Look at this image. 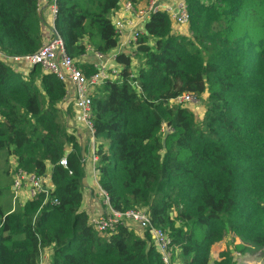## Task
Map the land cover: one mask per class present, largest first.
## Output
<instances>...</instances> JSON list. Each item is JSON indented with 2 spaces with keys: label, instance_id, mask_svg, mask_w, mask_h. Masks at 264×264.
Returning <instances> with one entry per match:
<instances>
[{
  "label": "trees",
  "instance_id": "obj_1",
  "mask_svg": "<svg viewBox=\"0 0 264 264\" xmlns=\"http://www.w3.org/2000/svg\"><path fill=\"white\" fill-rule=\"evenodd\" d=\"M55 4L67 54L94 75L80 59L118 47L121 0ZM188 12L178 34L169 13H152L135 51L116 56L117 79L94 91L99 185L114 211L147 210L177 264H211L226 240L215 264H235L234 253H260L264 264V0H188ZM44 24L38 0H0V152L52 183L48 197L12 208L11 190V209L0 203V264H39L44 250L50 264H164L149 231L121 223L103 236L82 211L83 146L59 117L68 86L41 66L19 74L9 60L43 46ZM183 94L205 107L202 120L176 104Z\"/></svg>",
  "mask_w": 264,
  "mask_h": 264
},
{
  "label": "built area",
  "instance_id": "obj_2",
  "mask_svg": "<svg viewBox=\"0 0 264 264\" xmlns=\"http://www.w3.org/2000/svg\"><path fill=\"white\" fill-rule=\"evenodd\" d=\"M44 0H38V7L41 8V4ZM56 0H52V15L54 21L57 16V6L55 4ZM150 7L146 11L137 12L135 6L130 3L126 6L127 10L132 11L140 21L143 22L142 28L135 30L133 34L132 44L135 47L138 41L139 34L143 30L144 25L150 18L156 3H161L167 0H149ZM175 10H172L170 18L172 20L173 30L177 28L178 33L187 30L190 23V16L188 12V0H176ZM157 10V9H156ZM156 12V11H155ZM167 12V11H165ZM168 13V12H167ZM116 32L120 36L124 24L117 21ZM100 55V54H98ZM101 56V55H100ZM117 56V55H116ZM115 56V57H116ZM12 63L25 62L33 68L34 66H41L47 73L55 75L60 81L70 83L74 89V102L77 106L79 113L81 115L80 121L83 125L88 126L91 133L94 135L92 130V123L90 122L92 116L93 107V94L96 88L100 87L105 80H112L118 77L120 71L116 69L108 73L105 69H102L98 73L90 77H86L84 73L77 66V62L74 58L69 56L66 52L64 41L60 36L57 35L54 27V35L47 41H44L43 46L33 55L27 57H16L9 59ZM113 77V78H112ZM197 101L195 97L191 94H183L176 99V104L188 106V103ZM94 163L98 162V157L95 155L93 157ZM63 167L68 166L67 158H63L60 162ZM13 187H14V200H18L20 192L27 190L29 192L30 200L36 199L40 194L45 193L47 197L51 193L52 183L49 177H38L34 174H29L23 170H14L13 177ZM100 193L104 197V202L108 212L103 214L89 215L90 223L94 229L103 236H108L113 233L116 227L121 223L131 222L137 225V227L142 231H149L152 234L153 242L162 255L164 264H177L178 262L174 259L176 257V249L172 245V240L169 235L161 229L155 228L151 223L150 215L146 209H134L127 211L125 213H118L114 211L110 206V201L107 193L98 185ZM20 205V204H18ZM14 204V208L16 207ZM48 251L44 250L41 256L39 264H43L44 260L43 254L45 255V264H49L51 261L46 257ZM175 255V256H174Z\"/></svg>",
  "mask_w": 264,
  "mask_h": 264
},
{
  "label": "crops",
  "instance_id": "obj_3",
  "mask_svg": "<svg viewBox=\"0 0 264 264\" xmlns=\"http://www.w3.org/2000/svg\"><path fill=\"white\" fill-rule=\"evenodd\" d=\"M50 1L52 0H44L40 8L41 16L43 17L45 21V24L43 26V33L45 36V41L49 40L54 35V17L52 15L53 5L50 3ZM175 2L176 0H167V1L161 2L156 11H167L170 14L172 10H175L174 9ZM128 4H130L129 0H121L120 8L114 14V17H113V21L115 23L119 21L124 24V28L119 36L118 47L110 55H107V56H102V55L100 56L97 53H94L93 51H91L88 53V55L85 56L84 60L82 59V62L84 64L92 65L95 68L101 67L102 69H105L109 73H110V70L116 71L117 69L120 71V68L118 67L115 61L116 59L115 56L123 52L130 54V52L133 51V49L135 51V47L131 45L133 34L135 30L142 28L143 22L140 21L139 18L132 11L127 10L126 6ZM149 7H150V1L144 0L135 6V10L137 12L146 11L147 9H149ZM174 32H179V30L177 28H174ZM13 63L16 64L14 65V68L19 74H22V73L27 74V72L30 70V66L23 61L18 64L15 62ZM137 65H138V62L134 64V66H137ZM115 79H117V77H115L112 80H115ZM67 86H68L69 92L67 95V99L62 104L61 108L67 109L68 107H72L74 115H75L74 117L76 120H78L79 110L74 102V89L70 83H67ZM87 130L89 132V129ZM77 135L79 136L80 143L83 146L85 173H86V178L84 181V191H83L84 200L82 204V211H85L88 215L103 214L105 212H108V209L106 208L104 197L102 196V194L100 193V190L98 189V185H99V175H98V170H97L98 162L94 163L93 161V157L97 155V149H98V146L101 144V142L98 141L91 132H89L90 140H88L87 142L84 141L81 131L78 132ZM12 180H13V177H12ZM12 190L14 191V187L12 188ZM17 201L21 205L30 201L29 192L27 190L21 191ZM12 208H13V204H12ZM128 225H130L132 229H134L136 232L138 233L142 232L137 227V225H135L134 223L128 222ZM224 242L218 244V245H221V247L218 249L219 251L225 250L222 248ZM218 245L214 246L212 249V254H211L212 259H213V252L215 248H217Z\"/></svg>",
  "mask_w": 264,
  "mask_h": 264
},
{
  "label": "rangeland",
  "instance_id": "obj_4",
  "mask_svg": "<svg viewBox=\"0 0 264 264\" xmlns=\"http://www.w3.org/2000/svg\"><path fill=\"white\" fill-rule=\"evenodd\" d=\"M133 45V44H131ZM89 52H91L89 50ZM86 53V55H88V53ZM133 51L130 52L133 53ZM95 53V52H94ZM85 55V56H86ZM85 56H83L80 61L82 62V59H85ZM14 67V63H11ZM188 108L193 110L194 113L196 114L197 118L202 120L204 118L203 113L205 112V107H203L199 101H194L191 103L187 104ZM69 108V107H68ZM67 108V109H68ZM63 112H66V109L62 108V112L60 110L59 112V117L62 118V121L64 124H67V126L69 128H72L75 132H80L83 135L84 141L87 142L88 140H90V135L88 130L85 128V125L82 124L81 121L76 120L75 119V115L74 112L71 108V114L72 115H68V116H63ZM81 122V123H80ZM62 123V124H63ZM16 169V162H15V158L12 157H8V155L5 152H0V186L2 188H4V195L3 198L0 199V203L3 206H6V209L9 210L11 208L10 204H9V199L11 197V190H12V177H14V170ZM10 187V189H9ZM16 203V205L19 204V202L16 200L12 201V204L14 206V204ZM221 247V245H218L217 248H215L214 252H213V259L211 257V264H215V261H219L221 260V253L223 252H228L229 250H231L230 248V241L226 240L222 246L223 249H225L224 251H219L218 249ZM235 254V253H234ZM232 255L234 263L235 264H262V262L260 261V253H254L255 255H247V256H241L239 254H235ZM51 255L50 252L46 253V257L49 258V256ZM44 260H42V263L45 264V260H47L45 258V255L43 254Z\"/></svg>",
  "mask_w": 264,
  "mask_h": 264
},
{
  "label": "bare ground",
  "instance_id": "obj_5",
  "mask_svg": "<svg viewBox=\"0 0 264 264\" xmlns=\"http://www.w3.org/2000/svg\"><path fill=\"white\" fill-rule=\"evenodd\" d=\"M113 24H114V27L116 28V24H115V22H113ZM100 71H101V68H97V73L100 72ZM110 71H112V70H110ZM48 252L51 253V251H48ZM49 259L51 260V255L49 256ZM174 259L176 260V257H175ZM50 262H51V261H50ZM50 262H49V264H50Z\"/></svg>",
  "mask_w": 264,
  "mask_h": 264
},
{
  "label": "water",
  "instance_id": "obj_6",
  "mask_svg": "<svg viewBox=\"0 0 264 264\" xmlns=\"http://www.w3.org/2000/svg\"><path fill=\"white\" fill-rule=\"evenodd\" d=\"M159 5H160V3H156V4H155L154 9H153V12L156 11V9L159 7ZM34 67H36V66H34ZM164 146H165V144H164Z\"/></svg>",
  "mask_w": 264,
  "mask_h": 264
}]
</instances>
